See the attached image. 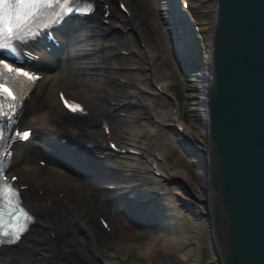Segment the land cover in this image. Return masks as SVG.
Segmentation results:
<instances>
[{
	"label": "bare ground",
	"instance_id": "obj_1",
	"mask_svg": "<svg viewBox=\"0 0 264 264\" xmlns=\"http://www.w3.org/2000/svg\"><path fill=\"white\" fill-rule=\"evenodd\" d=\"M93 1L92 11L78 23L66 20L56 27L63 54L54 49L39 50L40 56L30 62L41 74L22 98L17 122L31 126L32 133L27 140L13 141L5 165L16 173L20 198L33 218L18 239L0 243V264H171L167 251H178L181 258L186 255V251L181 253L177 249L183 240L164 230L159 214L152 208L150 215L139 213V206L132 207L133 200L123 205L131 196L153 193L146 203L158 206L162 191L158 186L171 172H151L150 128L144 126L140 115L148 111L147 103L152 98L141 96L139 89H148L142 79L149 78L145 68L151 58L163 45L171 46L167 20L170 8L176 10V29L184 37L189 32V21L183 20L186 7L182 8L179 0H121L125 9L118 6L119 0ZM104 8L106 13L102 12ZM211 26L208 25L210 30ZM206 61L194 70L196 88L202 91L199 97L203 99ZM59 88L83 103V116L63 107ZM149 88L156 93V88ZM124 98L142 103L143 108L134 105L127 116L120 115L118 111L125 104L120 100ZM193 111L202 126L189 132L184 130L185 134L176 129L177 137L204 134V107H194ZM134 117L138 120L134 121ZM101 122L107 124V131ZM58 132L100 153L99 162L94 166L79 165L75 155L52 148V136ZM107 138L134 151L124 149L126 153H117L107 146ZM202 149L196 150L198 156H193L203 155ZM39 157L45 158L43 164ZM62 164L79 165L82 173H74ZM173 172L178 180L184 176L181 169ZM183 178L182 203L201 207L202 195L194 190L196 182L188 176ZM106 183L114 187H103ZM120 190L126 192L118 193ZM146 203L143 209L148 208ZM165 204L161 202V207ZM98 214L106 217L109 229L99 222ZM145 215L153 218L154 223L146 221Z\"/></svg>",
	"mask_w": 264,
	"mask_h": 264
},
{
	"label": "water",
	"instance_id": "obj_2",
	"mask_svg": "<svg viewBox=\"0 0 264 264\" xmlns=\"http://www.w3.org/2000/svg\"><path fill=\"white\" fill-rule=\"evenodd\" d=\"M212 9L205 98H198L204 145L187 135L176 141L188 155L204 150L192 162L200 168V212L217 264H264V0H214ZM169 12L179 60L186 46L176 10Z\"/></svg>",
	"mask_w": 264,
	"mask_h": 264
},
{
	"label": "rangeland",
	"instance_id": "obj_3",
	"mask_svg": "<svg viewBox=\"0 0 264 264\" xmlns=\"http://www.w3.org/2000/svg\"><path fill=\"white\" fill-rule=\"evenodd\" d=\"M190 1L193 5H191V13L188 17L198 20V24H202L203 28L197 29V25L193 24L187 33L186 39L188 45H192V49L197 52L198 59L206 60L208 56V37L211 32L208 25H211L213 21L212 8L214 0ZM160 51L154 54L151 58V63L145 68L149 73V78L145 77V79L142 80L148 88L154 87V83H157L158 87L155 89L156 93L144 88H141L142 90L139 89L141 96L143 95L144 97L148 95V100L152 98L148 101L149 103H147L148 111L146 113L144 112V115H140V118L145 122L144 126L150 128L151 134H148L150 149L155 153V163L158 162L159 164L157 163L156 165L157 167L158 165L160 166L158 169L162 171L166 169L169 171H172L171 169H173V171L181 169V173L184 172L182 175L188 176L191 181L194 183L196 182L194 190H197L196 192L202 195L200 188L201 179H199L200 168L192 162V158H195V156L188 155L180 148L176 141V131L173 127L169 126V122L173 116L183 123L186 132L191 131L196 126H202V124L196 120L193 111L194 107L203 108V105L198 99L199 96L202 95V91L196 88L198 82L192 67L188 68L186 73H183L179 70V66L172 55L171 47L167 48L166 45H163ZM178 70L180 71V75L177 74ZM124 84H126V82H124ZM139 106L143 108V106L141 107V105L135 104V107ZM133 107L134 104H129L124 106L123 110L128 112L129 109H133ZM126 112H122L120 115L127 116ZM136 119L137 117H134V121H136ZM197 134L189 133L188 137L191 138L193 143L203 147L204 144L200 142L203 141V134ZM174 176L175 175L166 176L161 179L162 185L160 183L158 186L162 190L160 192V199L157 201L159 202V207L155 210L157 214H159V220L164 224V230L172 234H178L183 240L182 242L184 243L177 249L181 253L186 251L185 254H188L182 258H178L174 256V254H171V264H217V260L211 248L209 230L204 214L198 212V208L200 207L198 204H196V206L193 203V210H191L179 202V200H183L180 199V197L182 196L181 191H183L181 182L184 180V176L180 177L181 180L174 178ZM161 202H166V204L161 207ZM200 208H202V206ZM165 218H168V221ZM142 260L143 259L139 261ZM100 262L101 264H106L104 261L103 263L102 261Z\"/></svg>",
	"mask_w": 264,
	"mask_h": 264
},
{
	"label": "snow or ice",
	"instance_id": "obj_4",
	"mask_svg": "<svg viewBox=\"0 0 264 264\" xmlns=\"http://www.w3.org/2000/svg\"><path fill=\"white\" fill-rule=\"evenodd\" d=\"M54 0H0V50H9L15 52L14 45L12 43L14 38L19 37V33L22 27L27 24L30 19L36 18L45 9L51 8ZM56 5L59 7L61 0H55ZM65 11H71L70 8ZM63 13H58L62 15ZM0 66H3L8 72H16L19 75L26 77L29 81L35 82L39 77L35 74L29 73L23 68H13L12 65L6 63L0 59ZM3 72L0 71V76ZM0 93H7L8 97H11L12 101H17L18 96L13 93L12 89L6 86L4 83H0ZM63 99V97H62ZM65 105L72 111H83V108L79 104L69 103L65 99ZM13 109L16 108V104L9 106ZM7 118L11 122L12 116L3 110V106L0 105V119ZM18 136L27 140L31 133L24 131L23 133L17 132ZM4 139L3 131L0 130V140ZM15 179V178H14ZM21 232L25 229L21 226ZM19 237H17L18 239Z\"/></svg>",
	"mask_w": 264,
	"mask_h": 264
}]
</instances>
